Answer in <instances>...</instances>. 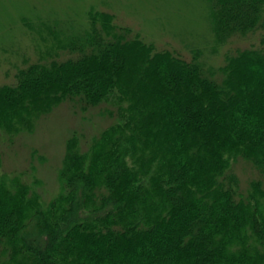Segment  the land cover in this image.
Masks as SVG:
<instances>
[{
    "label": "trees",
    "instance_id": "trees-1",
    "mask_svg": "<svg viewBox=\"0 0 264 264\" xmlns=\"http://www.w3.org/2000/svg\"><path fill=\"white\" fill-rule=\"evenodd\" d=\"M207 1L216 44L255 40L216 68L91 5L81 35L51 28L0 83L6 136L63 102L116 118L85 151L67 140L46 205L0 148V264H264V0ZM238 158L256 170L247 189Z\"/></svg>",
    "mask_w": 264,
    "mask_h": 264
},
{
    "label": "rangeland",
    "instance_id": "rangeland-1",
    "mask_svg": "<svg viewBox=\"0 0 264 264\" xmlns=\"http://www.w3.org/2000/svg\"><path fill=\"white\" fill-rule=\"evenodd\" d=\"M91 5L115 14L119 24L160 49H174L186 57L199 52L209 67L222 64L228 46L255 43L216 44L207 0H0V83L10 82L18 67L38 60L49 45L42 38L48 37L51 28L68 38L81 35ZM106 109L107 104L82 110L63 102L41 116L32 131L12 137L0 134L2 171L19 173L29 184L36 180L33 185L46 205L61 190L59 170L67 140L77 133L80 149L85 151L101 130L116 121ZM231 168L243 189L256 179V170L242 158Z\"/></svg>",
    "mask_w": 264,
    "mask_h": 264
}]
</instances>
